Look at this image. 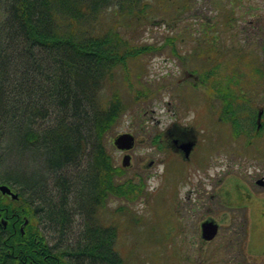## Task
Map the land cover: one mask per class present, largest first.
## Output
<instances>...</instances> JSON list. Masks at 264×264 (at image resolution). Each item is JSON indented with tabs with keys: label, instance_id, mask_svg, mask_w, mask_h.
Wrapping results in <instances>:
<instances>
[{
	"label": "trees",
	"instance_id": "1",
	"mask_svg": "<svg viewBox=\"0 0 264 264\" xmlns=\"http://www.w3.org/2000/svg\"><path fill=\"white\" fill-rule=\"evenodd\" d=\"M151 8L148 0H0V164L7 142L15 141L23 156L41 161L45 170L38 182L11 176L0 181L18 193L14 200L0 192V264H125L116 249L117 227L89 220L94 208L97 212L116 196L130 198L127 187L117 191L118 167L103 142L121 104L115 97L101 107L99 96L119 70L128 72L132 61L166 45L182 58L175 36L159 46L132 45L124 37L116 18L147 15ZM207 48L200 54L201 76L208 83L216 74L224 112L235 119L234 95L223 94L238 79L222 71L219 48L211 49L217 57L211 69ZM86 156L77 181L62 175ZM52 171L57 173L53 189ZM238 213V230L247 241L248 213ZM76 215L83 218L81 235L70 241L66 235ZM40 225L53 230L58 241L51 243Z\"/></svg>",
	"mask_w": 264,
	"mask_h": 264
},
{
	"label": "rangeland",
	"instance_id": "2",
	"mask_svg": "<svg viewBox=\"0 0 264 264\" xmlns=\"http://www.w3.org/2000/svg\"><path fill=\"white\" fill-rule=\"evenodd\" d=\"M148 1L153 8L148 10L147 15L136 12L133 16L126 14L116 18L119 26H124L122 30L124 37L132 45L159 46L164 44L168 36H175L182 58L173 53L172 46L166 45L155 55H145L132 61L128 72L119 70L117 76L110 83L105 84L106 87L104 86L99 96L101 107L108 106L115 97H118L122 108L103 138L114 162L116 159H121L113 142L118 135L132 133L141 142L146 138L163 135L167 126L173 122L182 124L185 121L183 125L191 126L195 121L193 124L200 130L204 126L207 128L202 135L210 136L209 131L212 130L214 136L222 139L220 141L224 142L227 139L228 131L224 128L225 124L222 123V126L218 124L219 118L224 115L222 98L218 93L212 95L211 84L215 77L210 78L206 83L200 75L204 71L201 68L204 61L200 56L203 54L202 48L208 49L207 46L210 47V52L213 49L215 51V48H223L224 54L219 61L220 67H223L222 71L225 74L235 73L238 77L242 76L243 81L247 82L246 96L251 103L244 102V105L249 107V111L256 113L255 108L264 105V77L258 78L253 73V67L255 71V67L258 66L264 72V67L261 66L264 62V46L261 43L264 32L239 30L237 16L230 13L236 11L244 15L239 8L236 9L235 3L240 5L242 1L245 8L258 2L255 0H175L173 3H165L161 0ZM254 17L255 15L252 14L246 15L244 21L246 23L255 21ZM215 40L217 42H214ZM200 43L205 47L200 46ZM207 59L210 63L209 57ZM195 69L199 72H194ZM225 74L223 75L226 76ZM209 106L212 107L213 121L204 111H199L196 116L197 109L208 110ZM208 125L215 128L210 129ZM252 134L251 136H258L256 131ZM257 147L261 150L258 143H252L248 145L245 154L239 155L232 149L222 147L216 153L217 158L221 160V162L216 160L217 172L221 167H225L223 162L232 161L233 172H241L252 185L254 184L256 190L264 192V188L256 185L255 182L264 177V153L259 152ZM138 153L147 154L139 150ZM23 155L25 152L20 149L17 142H7L2 158L3 164H0V181H4L9 176L26 183L38 182L41 179L39 176L45 171L41 161L30 160ZM86 161L87 156L81 161L80 166L65 169L62 175L70 176L73 181H77ZM239 163L243 164V170L235 169V165ZM56 177L57 173L52 171V189ZM9 181L15 183L14 180ZM155 185L157 181L155 183L153 180L150 186ZM76 186L78 189L80 184ZM19 188L18 184L14 187L15 190ZM187 188L188 186H185L180 189V199L185 195ZM124 199L120 202L122 206L121 212H118L120 215L117 213L119 203L107 202L104 207L97 209V212L94 208L89 220L92 225L116 226L119 229L116 249L124 257L125 264H264V204L252 206L249 228L252 242L251 249L248 250L244 234L241 235L240 230L238 233L232 232L237 228L239 219L233 224L231 218L233 213L222 207L218 200L212 203L211 207L214 208L212 213L214 219L220 224V233L211 242H205L199 233V227L200 220L208 217L205 214L208 208L199 207L200 210L194 215L195 217L186 216L188 221L184 220L182 224L178 220L179 215L176 213L174 203L158 200L156 204L146 198L149 200L140 204L139 200L142 198H134L133 203L131 202L128 207V201ZM161 199L164 200L163 197ZM137 215L141 224L138 228L134 225V217ZM82 219V216L76 215L74 224L70 225L69 233L66 235L68 238L71 236L70 241L81 235ZM40 228L50 236L51 243L58 241V236L53 230H47L43 225H40Z\"/></svg>",
	"mask_w": 264,
	"mask_h": 264
},
{
	"label": "flooded vegetation",
	"instance_id": "3",
	"mask_svg": "<svg viewBox=\"0 0 264 264\" xmlns=\"http://www.w3.org/2000/svg\"><path fill=\"white\" fill-rule=\"evenodd\" d=\"M255 1L258 2L256 5L251 4L245 8H243L244 4L242 1L240 5L235 3L236 9L239 8L241 13L244 12V15L236 11L230 12L234 16H237L236 21L240 29H236L264 32V0ZM231 3L232 1H230ZM250 14L255 15V21L251 20L246 23L244 17ZM214 42H217V40ZM261 43L264 46V38ZM215 52L223 57V48L220 47ZM213 54L214 52H212L209 60L211 69L214 70L216 67L215 58L217 57ZM261 66L264 67V62ZM253 73L258 78L264 77V72L260 66L255 67V71L253 67ZM227 75L230 77L235 75L238 82H232L231 86L223 94L230 93V95H234L233 101L237 111L235 119H232V114L230 111L228 112V109L223 112V117L219 118L218 124L220 126H222V123L225 124L224 128L228 131L226 141H220L222 139L214 136L212 130L209 131L210 136L202 135L207 131L205 126L200 130L199 127L193 124L195 121L191 126L183 125L186 123L184 121L182 124L177 122L171 123L167 126L163 135L160 134L152 138H146L145 141L139 142L138 138L134 135V143L129 149L115 146V149L121 156V159H116L117 171L119 173V175H116L117 191L119 192L122 187L124 189L127 187L130 196L129 199L125 196H116L114 204L119 203L117 213L122 210L120 202H123L124 198L128 201V207L131 202L133 203L134 198H142L139 200L140 204L144 201L147 202L149 199L150 202H155L156 204H158V200H161V202L169 201L174 203L176 213L179 215L178 220L182 223L184 220L188 221L186 216H194L199 212V207L202 206L204 209L208 208L205 213L208 217L200 220L199 233L203 235L202 225L204 223L214 222L219 226L216 234L219 235L220 224L214 219L212 215L214 208L212 209L211 207L212 203L218 200L219 204L229 212L235 211V214H232L231 218L233 224L237 223L236 219L239 217V213L237 212L240 210L243 213L244 210H247V207L243 203L249 200V194L245 190V187H249V183L241 172H233L232 161L223 162V164L225 163V167H221L217 172L216 160L219 162L221 160L217 158L216 153L222 147H225L229 150L232 149L238 155L240 153L245 154L248 151V145H252V143H258L261 150L258 147L257 150L264 153V105H259L258 108H255L256 113L252 110L249 111V107L244 105V102L251 103L250 99L246 96L248 95L247 89H245L248 85L247 82L243 81L242 76L238 77L235 73ZM212 77H215L211 84L213 89L212 95H217L215 88L218 85L216 74H212L210 78L212 79ZM221 95L219 96L221 97ZM208 108L209 111L203 110V108L197 109L196 116H198L199 111H204L208 115V118L213 121L212 107L209 106ZM207 127L210 129L215 128L211 125ZM254 131L257 132V137L251 136ZM138 150L144 151L147 154H139ZM125 156L130 157L127 162H124ZM242 166L243 164L239 163L235 165V169L243 170ZM121 170L124 174H120ZM153 180H155V183L157 181V185L150 186ZM262 180L264 181V177L255 182L259 184L258 182ZM239 181L244 185L242 186ZM260 185L264 188V182ZM185 186H188V190L180 199V189ZM162 197L164 200L161 199ZM153 198L155 200H152ZM136 199L135 201L139 202ZM233 203L240 205L233 206L231 205ZM118 214L120 215V213ZM134 220L136 228L141 227L139 215L135 216ZM243 220L244 217L242 215L241 225L242 228H245L246 224H243ZM237 224L239 226V222ZM238 226L232 231L233 234L238 233ZM118 231L119 229L116 231L117 235H119ZM242 232L243 229L241 230V235Z\"/></svg>",
	"mask_w": 264,
	"mask_h": 264
},
{
	"label": "water",
	"instance_id": "4",
	"mask_svg": "<svg viewBox=\"0 0 264 264\" xmlns=\"http://www.w3.org/2000/svg\"><path fill=\"white\" fill-rule=\"evenodd\" d=\"M133 143H134V137L129 133L120 135L115 141L116 146L123 149L126 148L129 149L133 145ZM129 159H130L129 156H125L124 162H127V160ZM125 165H127V163H125ZM262 181H259L258 183L263 184L264 181L263 182ZM0 192L2 194L9 195L15 200L18 199V194L13 192L12 189L7 185H0ZM202 230H203V235H202L203 238L207 241H210L216 236L218 232V225L215 224L214 222H207L202 225Z\"/></svg>",
	"mask_w": 264,
	"mask_h": 264
},
{
	"label": "crops",
	"instance_id": "5",
	"mask_svg": "<svg viewBox=\"0 0 264 264\" xmlns=\"http://www.w3.org/2000/svg\"><path fill=\"white\" fill-rule=\"evenodd\" d=\"M240 182V181H239ZM242 184V182H240ZM244 184H242L243 186ZM245 190L246 192H248L249 194V200L248 202H245L243 203V205H245L248 209H249V216H250V223H251V216H252V209H253V204H257V205H263L264 204V194H257V193H254L248 186L245 187ZM233 206H237V205H240V204H231ZM250 238H249V241H248V250L251 249V235H249Z\"/></svg>",
	"mask_w": 264,
	"mask_h": 264
},
{
	"label": "bare ground",
	"instance_id": "6",
	"mask_svg": "<svg viewBox=\"0 0 264 264\" xmlns=\"http://www.w3.org/2000/svg\"><path fill=\"white\" fill-rule=\"evenodd\" d=\"M16 193V192H15ZM18 194V193H17Z\"/></svg>",
	"mask_w": 264,
	"mask_h": 264
}]
</instances>
